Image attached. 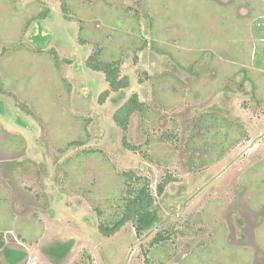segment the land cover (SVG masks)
<instances>
[{"label": "rangeland", "instance_id": "374dc122", "mask_svg": "<svg viewBox=\"0 0 264 264\" xmlns=\"http://www.w3.org/2000/svg\"><path fill=\"white\" fill-rule=\"evenodd\" d=\"M66 1L69 20L61 0H0V264H264V0ZM97 47L131 78L104 103ZM135 92L138 151L113 119ZM207 113L248 138L200 166L184 143ZM129 171L175 179L151 229L105 237Z\"/></svg>", "mask_w": 264, "mask_h": 264}, {"label": "trees", "instance_id": "16d2710c", "mask_svg": "<svg viewBox=\"0 0 264 264\" xmlns=\"http://www.w3.org/2000/svg\"><path fill=\"white\" fill-rule=\"evenodd\" d=\"M63 3L64 17L68 20V8L66 0ZM42 12L31 18L28 25L34 21L48 17V12ZM132 20H129L130 25ZM84 43L85 40L81 39ZM56 60L58 56L56 55ZM115 57V58H114ZM138 56H135L137 61ZM85 64L93 71L101 72L105 76L108 87L100 94L99 102L104 103L112 93L126 90L131 85V78L122 73L123 61L121 58L111 56L105 59L103 49L97 47L86 59ZM258 65L261 67V63ZM58 66V64H57ZM150 107L147 102L141 100L138 93H133L114 112L113 119L116 125L123 131V146L132 151L142 148L140 145L132 144L128 140V130L134 115H139L142 119H147L150 114ZM195 124V123H194ZM196 134L188 136L184 145L190 152L193 163L200 166H209L222 158L234 145L242 139L248 138L245 128L239 123L231 122L227 117L219 114L207 113L201 116L195 124ZM172 139L178 138L174 134H164ZM235 138V139H234ZM82 141L71 142L73 145H81ZM174 177L169 173L157 185L156 192L153 191L151 181L148 177L136 174L133 171L124 174L125 193L122 196V203L119 205V213L109 221L100 220L99 231L105 237H110L122 230L128 223H132L139 235L151 229L157 220V196H162L166 187L174 181ZM165 233L158 232L151 244L160 243L166 240ZM6 245L4 236L0 233V250Z\"/></svg>", "mask_w": 264, "mask_h": 264}]
</instances>
